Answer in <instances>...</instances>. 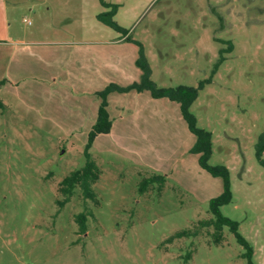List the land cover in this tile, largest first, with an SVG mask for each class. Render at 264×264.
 Here are the masks:
<instances>
[{
    "label": "rangeland",
    "instance_id": "rangeland-1",
    "mask_svg": "<svg viewBox=\"0 0 264 264\" xmlns=\"http://www.w3.org/2000/svg\"><path fill=\"white\" fill-rule=\"evenodd\" d=\"M140 45L157 86L198 88L209 164L230 171L221 212L264 264V0H0V264H249L228 227L220 244L213 227L169 242L214 219L224 190L178 103L112 92V130L89 147L98 93L140 81ZM88 154L95 198L77 188L62 205Z\"/></svg>",
    "mask_w": 264,
    "mask_h": 264
},
{
    "label": "trees",
    "instance_id": "trees-1",
    "mask_svg": "<svg viewBox=\"0 0 264 264\" xmlns=\"http://www.w3.org/2000/svg\"><path fill=\"white\" fill-rule=\"evenodd\" d=\"M107 16V14H100L98 16V19L114 29L121 30L116 22L111 19H106ZM137 66L141 70V78L139 82L132 83L126 87L112 84L108 86L104 91L98 93V96L101 99V103L98 109L96 123L94 124L93 129L89 134V147H91L97 136L109 134L112 130L113 120L109 113V103L107 100L108 95L112 92H149L150 95L155 99L166 98L172 102L178 103L181 107L182 116L187 122L190 131L196 136V142L191 149V153L200 156L199 163L203 169L208 171L212 176L220 177L223 179L224 190L220 196L213 198L210 201V208L215 216L214 219L202 221L200 223L201 227H198L197 229H195V231L187 230L177 233L174 237L169 239V242H172L176 238L197 236L200 233L199 229L213 227L214 240L217 244H220L224 240L223 229L225 227H228L230 231L235 234L237 240L246 247V257L249 264H254V249L252 245L239 233V223L224 216L221 212L222 206L228 205L233 201L230 171L225 166H212L209 164L213 148L212 134L211 132L205 129H201L197 126V119L190 111L191 106L197 99L198 88L186 86L161 88L157 86V84L151 78L152 70L141 45L139 46ZM87 156L88 162L86 163V165L82 169L71 173L61 184V191L67 197L62 205H64L65 202H68L72 198L77 188L81 189L84 200L95 198V193L93 192L92 187L98 181L101 172L95 162L90 158L89 154ZM256 156L260 164L264 167V132L261 134L256 145ZM76 220L79 225V233H86L88 230L87 213H80L79 215H77Z\"/></svg>",
    "mask_w": 264,
    "mask_h": 264
},
{
    "label": "crops",
    "instance_id": "crops-1",
    "mask_svg": "<svg viewBox=\"0 0 264 264\" xmlns=\"http://www.w3.org/2000/svg\"><path fill=\"white\" fill-rule=\"evenodd\" d=\"M2 1H4V2H6L7 0H2ZM4 17H5V20L6 21H8V17H9V13L6 11L5 12V15H4ZM149 92H143V93H139L138 95H145V94H148ZM150 94V93H149ZM145 96H147V97H149V95H145ZM114 123V122H113ZM115 125V124H114Z\"/></svg>",
    "mask_w": 264,
    "mask_h": 264
}]
</instances>
